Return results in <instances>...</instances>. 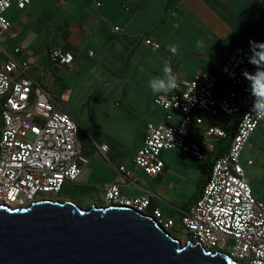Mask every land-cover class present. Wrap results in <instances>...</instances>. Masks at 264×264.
Here are the masks:
<instances>
[{
    "label": "crops",
    "instance_id": "crops-1",
    "mask_svg": "<svg viewBox=\"0 0 264 264\" xmlns=\"http://www.w3.org/2000/svg\"><path fill=\"white\" fill-rule=\"evenodd\" d=\"M10 9L6 17L12 29L0 43L3 52L29 61L27 75L91 137L82 143L89 164L71 184L79 181L92 204L99 205L105 186L119 182L125 167L130 181L121 183L122 194L150 196L149 214L160 209L166 218L178 220L200 196L212 164L228 151L224 147L229 139H208L212 121L207 119L187 133V140L204 148V160L172 149L161 155L166 166L162 174L149 176L137 169L134 159L148 124L176 125L183 118L178 110L167 111L156 102L174 91L153 94L147 81L150 75H162L167 60L178 83L210 72L220 78L215 95L228 98L234 86L221 68L232 47L250 51L251 40L264 41V0H31L25 10L14 4ZM147 38L160 47L146 44ZM173 43L179 46L176 54L167 47ZM55 48L71 53L73 63L54 62L50 53ZM64 99L80 104L73 108ZM237 119L226 121L234 127ZM104 145L105 154L100 150ZM242 164L253 195L264 203V124L247 143Z\"/></svg>",
    "mask_w": 264,
    "mask_h": 264
},
{
    "label": "built area",
    "instance_id": "built-area-1",
    "mask_svg": "<svg viewBox=\"0 0 264 264\" xmlns=\"http://www.w3.org/2000/svg\"><path fill=\"white\" fill-rule=\"evenodd\" d=\"M14 3L25 10L31 0H0V43L12 29L6 12ZM145 42L154 49L160 47L151 38ZM20 51L15 50L16 54ZM50 55L62 65L74 60L71 53L59 48ZM249 55L250 51L240 46L228 52L221 68L222 76L234 86L228 98L215 95L218 76L200 71L192 81L177 83L172 95L157 99L165 110H178L183 118L176 125L149 123L145 143L137 151L134 163L145 174L158 176L166 167L161 158L164 151L180 149L204 160V148L187 140V133L192 125L211 120L207 138L230 139V147L214 161L200 196L178 220L166 218L160 209L151 214L167 230L181 228L208 249L227 252L244 264H264V203L253 195L242 164L247 143L258 126L264 124V119H258L253 112L254 96L244 75L254 67ZM29 65V61L18 60L0 47V205L12 208L50 199L46 197L50 194L60 195L66 184L76 182L89 164L79 138V123L59 108L50 92L27 75ZM233 116H238L234 127L226 121ZM100 150L105 154L108 146H101ZM120 172L119 182L105 186L103 206L133 207L148 213L151 197L124 196L121 183L130 181V173L125 167Z\"/></svg>",
    "mask_w": 264,
    "mask_h": 264
},
{
    "label": "water",
    "instance_id": "water-1",
    "mask_svg": "<svg viewBox=\"0 0 264 264\" xmlns=\"http://www.w3.org/2000/svg\"><path fill=\"white\" fill-rule=\"evenodd\" d=\"M0 264H244L133 207L43 199L0 205Z\"/></svg>",
    "mask_w": 264,
    "mask_h": 264
},
{
    "label": "clouds",
    "instance_id": "clouds-1",
    "mask_svg": "<svg viewBox=\"0 0 264 264\" xmlns=\"http://www.w3.org/2000/svg\"><path fill=\"white\" fill-rule=\"evenodd\" d=\"M167 47L173 54H176L179 46L173 43ZM248 60L257 66L254 72H244L250 81V92L254 96L252 109L258 119H264V41H250ZM177 83L178 74L173 71L170 62L166 60L162 75H150L147 86L153 94H167L176 89Z\"/></svg>",
    "mask_w": 264,
    "mask_h": 264
},
{
    "label": "rangeland",
    "instance_id": "rangeland-1",
    "mask_svg": "<svg viewBox=\"0 0 264 264\" xmlns=\"http://www.w3.org/2000/svg\"><path fill=\"white\" fill-rule=\"evenodd\" d=\"M14 6L15 3H14ZM11 10V9H10ZM9 12V11H8ZM64 105H71L73 108L75 106H78L80 103H76L75 99L72 100H68V99H64ZM84 100V98H83ZM83 103V102H82ZM88 107L85 108V114L88 117L87 122L92 121V115H89L88 112ZM89 139H91V137L89 136V134L87 133H80V140L82 141V143L84 144V142L88 141ZM79 181L76 184H66V186L64 187V190L61 194V196L56 195V194H50L46 197L51 198V199H59V200H67V199H71L73 201H75L77 204H79L82 207H89L93 202L91 201V199L88 197L87 191H89L88 189H84L82 187L79 186ZM99 203V205H103L102 202H96ZM170 231L173 233L174 236H176L177 238L181 239L183 242H186L188 239V236L186 233H184L181 228H171Z\"/></svg>",
    "mask_w": 264,
    "mask_h": 264
},
{
    "label": "trees",
    "instance_id": "trees-1",
    "mask_svg": "<svg viewBox=\"0 0 264 264\" xmlns=\"http://www.w3.org/2000/svg\"><path fill=\"white\" fill-rule=\"evenodd\" d=\"M57 63V62H56ZM256 65L250 70V72H254L255 71V69H256ZM250 82V81H249ZM237 118H238V116H237ZM234 129V128H233ZM80 133H81V129H80ZM80 133H79V138H80ZM232 135H234L233 133H231V136ZM229 141H230V139H229ZM229 141H227L228 143H227V145L224 147V149L225 150H228L229 149V147H230V144H229ZM213 165V164H212ZM205 185V184H204ZM62 194V193H61ZM61 194L59 195V196H61ZM189 210V209H188ZM187 210V211H188ZM168 231H170V230H168ZM171 232V231H170ZM172 233V232H171ZM173 234V233H172Z\"/></svg>",
    "mask_w": 264,
    "mask_h": 264
}]
</instances>
